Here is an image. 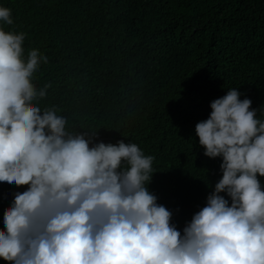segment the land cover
<instances>
[{
	"label": "clouds",
	"instance_id": "9594fccd",
	"mask_svg": "<svg viewBox=\"0 0 264 264\" xmlns=\"http://www.w3.org/2000/svg\"><path fill=\"white\" fill-rule=\"evenodd\" d=\"M0 22L13 23L9 8L0 6ZM23 42V35L0 26V185H28L4 212L0 259L264 264L261 108H251V99L233 88L211 101L208 118L195 125L203 154L221 159L222 178L181 231L148 189L153 156L125 140L94 142L69 130L55 107L34 106L50 87L32 84L48 58L33 51L25 60Z\"/></svg>",
	"mask_w": 264,
	"mask_h": 264
},
{
	"label": "trees",
	"instance_id": "16d2710c",
	"mask_svg": "<svg viewBox=\"0 0 264 264\" xmlns=\"http://www.w3.org/2000/svg\"><path fill=\"white\" fill-rule=\"evenodd\" d=\"M0 6L13 19L0 26L24 36V59L33 51L48 58L32 84L50 87L34 106L55 107L69 130L94 142L125 140L153 156L148 189L182 231L222 178L221 159L206 157L195 134L210 102L237 88L264 119V0H0ZM27 188L0 185V232L15 194Z\"/></svg>",
	"mask_w": 264,
	"mask_h": 264
}]
</instances>
